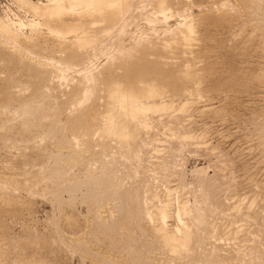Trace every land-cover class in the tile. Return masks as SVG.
I'll return each mask as SVG.
<instances>
[{
	"label": "rangeland",
	"instance_id": "374dc122",
	"mask_svg": "<svg viewBox=\"0 0 264 264\" xmlns=\"http://www.w3.org/2000/svg\"><path fill=\"white\" fill-rule=\"evenodd\" d=\"M56 3L0 0V264H264V0Z\"/></svg>",
	"mask_w": 264,
	"mask_h": 264
},
{
	"label": "bare ground",
	"instance_id": "6f19581e",
	"mask_svg": "<svg viewBox=\"0 0 264 264\" xmlns=\"http://www.w3.org/2000/svg\"><path fill=\"white\" fill-rule=\"evenodd\" d=\"M127 2L128 0H57V3L51 6L48 12H50V15H56L58 17H63L68 12L81 15V17L90 15L100 16L102 19H106L107 17H118ZM161 4H164V2ZM37 23L35 24L38 25ZM57 31L61 35L67 32H74L77 36L79 47L92 46L96 39L94 36L88 34L84 20L66 31Z\"/></svg>",
	"mask_w": 264,
	"mask_h": 264
}]
</instances>
